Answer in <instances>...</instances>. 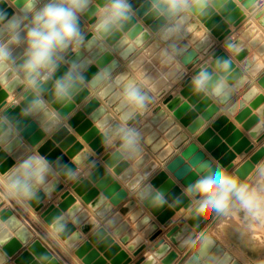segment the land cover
Masks as SVG:
<instances>
[{
	"label": "water",
	"instance_id": "95a60500",
	"mask_svg": "<svg viewBox=\"0 0 264 264\" xmlns=\"http://www.w3.org/2000/svg\"><path fill=\"white\" fill-rule=\"evenodd\" d=\"M243 5L250 9L253 7L257 0H240ZM99 3H103V0H98ZM130 3L135 10V13L142 17L144 22L149 25L150 30L154 33L159 31L162 21L155 19L153 16L147 14L148 1L146 0H130ZM198 21H200L207 30L218 40L223 41L230 34V23L234 26H238L245 18L246 14L244 11L237 7L234 0H213V5L209 10L203 15H194ZM89 25L94 23V17L90 14L84 17ZM256 18L259 22L264 25V8H262L257 14ZM192 17H189L185 22L182 29L183 35H190V41L184 42V38L180 35L178 40L172 42H166L169 44L174 43L180 50L181 54L177 57L181 58L185 66L191 65L196 61L198 52L197 50L204 51L207 55L210 50L215 46L212 40L205 36L202 29H198L197 22L191 21ZM82 29L84 32L87 30V26L82 22ZM246 31L242 34L243 38H253L251 44H262L259 51L264 52V34L259 32L258 27L252 22H247ZM131 29L129 32V37H139L138 42L146 41L151 37L149 31H144V26L137 23L136 16L134 15L129 23L125 26L124 30ZM90 38L91 33L86 34ZM199 42L196 49H192L190 43ZM106 42L110 45H114V50L119 52L122 51L120 57L127 60L131 54L135 51L133 46L128 47L127 40L122 38V32L114 33L110 36ZM231 45V48H229ZM224 46L228 51L234 55L235 59L242 62L243 66L250 69V73L256 76L264 68V64L256 63V57L250 55V50L248 47L244 46L242 39H237L232 41L227 39L224 42ZM106 48V47H105ZM82 56L84 57V52L82 50ZM91 58L97 59V66H106L107 71H114L121 64L114 59V56L107 51H100L97 48H93L90 53ZM213 60L211 63L203 62L199 67L195 68L192 76L187 77L183 84L182 90L176 95H170L164 99V104L166 107L174 113V116L178 118L181 123L188 126V130L193 126H197L198 129L204 124V118L212 117L217 111V104L213 103L212 98L205 94L194 93L191 86V79L202 67H208L210 70H215V65L217 60L228 59L231 64L230 71L228 73H219V75L226 76V82L239 79V87L248 82V79L242 75L240 69L236 68V62L230 58L227 52L222 48L215 50L212 53ZM75 59L73 55L71 57ZM65 69L62 68L57 75L62 74ZM218 72V70H216ZM98 69L94 66L89 65L87 71L85 72L86 80L92 81L97 75ZM214 74L215 73L214 71ZM136 82L134 78H130L127 71H122L117 81ZM102 82V79L98 81L93 87H97ZM258 83L264 87V74L258 79ZM140 86V85H139ZM51 85H46L43 89L45 93V98L51 100V95L49 92ZM142 91L144 89L140 86ZM22 90L19 88H2L0 87V110L1 115H6L9 121L14 125V127L20 131V134L28 140L32 145H36L43 137L45 130L40 126V123L30 117H25L21 113V108H23L27 101L21 102L19 106L13 102L11 105L6 106L7 98L9 92H12L13 96H16ZM113 91L111 86L105 87V89L100 93L103 97H109ZM150 98L151 102L148 104L151 106L155 100L152 96L145 92ZM90 94L88 88L84 89L75 98L74 107L76 102H81L85 97ZM24 95V93H22ZM257 98L254 105H262L259 109V113L264 115V96L259 94L258 89L253 87L249 90L245 98L254 97ZM232 96L231 92L227 91L226 96L218 97L219 101L225 104ZM215 97V96H214ZM29 99L31 96L29 95ZM120 98L119 94L113 95L108 103L113 105ZM194 106V109L191 107ZM57 110H61L60 105H54ZM74 107H64L62 110L69 113ZM242 107V102H237L229 111L232 114L237 113ZM119 113L122 109L120 104L115 108ZM93 114V119L100 117L106 113L105 109L100 106V102L96 98H92L83 108L81 112L76 113L70 124L73 127H77V131L83 135V138L91 143L92 148L97 154H101L104 151V137L98 136L99 130L97 127H93L92 120H86V113ZM127 111V110H126ZM155 116L152 119L154 122H161V128H170L171 131L168 134L174 137L175 140L173 145L180 147L184 142L188 140V136L182 133L177 125H174V121L168 117V114L160 106L154 109ZM199 113L203 115L198 117ZM250 110L246 109L241 112L237 119L243 121L245 117L249 116ZM123 115V114H122ZM140 114L135 113L134 118L130 119L127 123L131 125L135 119H137ZM112 121L110 126L114 129L120 124L117 121H113L112 116L107 114L102 123L107 124ZM258 123V118L256 116H251L244 124L243 127L250 130V135L256 139L257 143L264 139V135L259 137H254L252 132ZM8 123L0 120V173L5 174L13 166L14 159L8 157L7 150L16 148L21 145L18 138H13L14 134L8 129ZM136 128L140 137L144 139V142L151 147L154 153H158V159L160 161H165L172 153L171 148H164L165 141L160 139L157 132H153L149 136H146L151 130L150 125L139 126ZM196 131V132H197ZM216 131H219L216 134ZM191 133H196L192 132ZM68 135V129L65 127L59 128L57 132L53 135L52 140L58 141ZM13 139L9 146L3 149L2 144L6 143L7 140ZM223 139L225 142H223ZM198 142L202 143L205 149L211 153V155L218 160V162L226 169H232L234 167L233 160L237 157V154H242L243 152L250 153L255 144L252 143L243 133L236 128V126L229 122L226 115L219 116L216 121H214L210 127L206 128L197 136ZM75 138L69 136L62 143V147H65L74 143ZM233 146V150H229V146ZM194 146V149H193ZM53 147L52 141L45 142L40 148L39 152L46 155L51 151ZM83 148L82 144L76 143L74 147L65 155L62 156L59 150L52 151L47 158L50 161H56L59 158V165H54V168L60 171L61 177L65 182H60L58 179L50 176L48 178L47 184L42 190L37 189L36 195L27 200L28 204L36 211L40 212L41 217L44 219L45 223L49 225L58 236L62 238L69 247H74L75 244L82 238L80 232L76 231V225L83 223L82 229L88 231L89 227H92L96 222L90 218L88 211L83 210L81 204L76 203L75 196L71 194L70 190H65V185L70 184L71 188L76 194L82 197L83 201L90 204V207L98 209L104 203L106 197L111 198V203L113 205H119L128 195L126 190L122 189L117 181L111 174L107 173L106 169L100 162H96L92 166V172L88 177H80L74 180V176L71 178L65 175L67 169L75 170V164L69 163V155H74L78 153ZM26 148L24 146L20 147L18 154L22 153ZM189 149H193V155L198 157H204L210 159L205 152L199 149V146L195 143H189L184 148H182L177 156L170 160L166 164V168L174 174V177L186 187L188 184L192 183L196 178V174L190 171L191 165L188 160L184 159V153ZM124 152L119 148L110 153L107 152L103 155V160L110 167H115L114 171L121 174L127 167V162L122 161ZM264 156V147L258 148L251 155L250 159L252 162H259ZM130 157H139L137 165H144L149 163L145 171L150 169H155L158 167L156 162L152 161L148 154H145L141 147L138 148L136 153L130 155ZM84 158L86 163L90 164L94 160V156L90 155L87 151H83L79 156V161ZM211 160V159H210ZM187 161V162H186ZM60 165H65L66 167H61ZM134 175V170L128 169L121 178L126 182L131 179ZM140 178L135 177L128 182V186L131 189H135L139 184ZM96 183V186H93ZM150 185L155 186L156 189L160 190L165 194L166 203L163 206H157L152 203V197L143 196L142 193L149 191V186L144 187L138 193V198L143 202V205L148 208L151 213L157 217L158 221L162 223L165 227H168L172 220L170 218L174 215L176 210L181 208L189 209L193 206V201L182 191L179 184H176L175 180L170 178L165 170L158 172L154 178L150 181ZM100 190L103 191V195H100ZM53 193L54 196H60V201L58 205L51 203L47 207H44V200L46 194ZM26 200V199H25ZM1 201V200H0ZM168 203H171L170 207ZM72 207L69 211L68 209ZM112 209L110 204H106L98 212L100 217H104L108 210ZM63 211H68L67 215L74 217L72 223L68 222L67 217L62 216ZM133 211L129 220L140 219L136 228L141 229L145 227L143 235L150 236V241H155L159 236L163 234V229L159 228L156 223L152 222V218L149 215L144 214L143 208H139L138 204L134 200H129L122 208L120 212L115 213L110 217L105 225L113 230V233L120 237L123 244L127 245V249H123L119 242H115L111 235H108L104 227L99 228L89 239L84 242L80 247L75 250L76 256H78L84 264H131L133 262V256H138L145 248L146 245L142 244V237H136L135 230H128V222H122V215ZM213 215L207 218L197 216L193 210L191 216L186 219V223L176 224L171 227L167 232L166 236L177 245L179 250H184L189 242L195 237V232H191V227H195L196 231H201L203 227L210 221ZM59 229V230H57ZM128 230V231H127ZM205 235V234H204ZM203 235V236H204ZM210 241L207 247H205V240ZM187 242V243H186ZM27 243L26 248H22L23 244ZM96 245V248H93ZM154 254L148 258L143 256L139 257L135 264H157V259H161L160 264H172L179 256L176 249H173L171 244L165 241L164 238H160L154 243ZM100 252L104 254L101 256ZM132 255H130V253ZM12 258L13 264H62V262L54 255V253L44 244L42 240L35 237L32 230L19 218V216L11 208H2L0 210V264H5L7 257ZM230 257L229 264H241L234 256L228 252L222 245H220L211 235L205 236L202 244L196 249V252L192 254L184 264H216V261L223 257ZM108 260H111L109 263ZM204 261V262H203Z\"/></svg>",
	"mask_w": 264,
	"mask_h": 264
},
{
	"label": "clouds",
	"instance_id": "9594fccd",
	"mask_svg": "<svg viewBox=\"0 0 264 264\" xmlns=\"http://www.w3.org/2000/svg\"><path fill=\"white\" fill-rule=\"evenodd\" d=\"M148 5L147 14L162 21L158 31L160 40L172 42L179 39L188 18L205 14L213 0H148ZM90 13L94 23L89 29V38L82 29L81 18ZM134 15L130 0H103V3L98 0H0V87L21 89L24 95L19 100L14 98L17 106L27 101L21 113L37 120L44 130L55 128L62 117L68 115L62 110L64 107H74L81 91L108 78L105 69L91 82L86 80L85 72L91 60L82 56V50L105 51V41L114 33L122 32ZM180 54L181 50L174 43L160 52L166 62L175 61ZM73 55L75 59L71 58ZM62 68L65 70L57 75ZM230 68L226 58L216 61L217 74L215 70L202 67L191 79L194 93L226 96L227 78L219 73H228ZM49 84L51 100L45 98L43 91ZM150 102L151 98L138 84L131 81L124 84L120 107L127 111L121 116V125L114 129L104 123L97 125L104 142L118 140L124 153H136L140 133L127 122ZM54 105H60L61 110ZM0 120L10 123L6 115L0 116ZM190 131L196 132L197 126ZM252 134L254 137L264 135V118ZM193 149L184 153V159L197 178L183 191L192 199L195 214L207 218L213 214L229 217L243 213L245 218L264 222V160L255 164L250 180H241L237 173L219 162L193 155ZM54 165H59V158L50 161L35 151L14 162L12 168L0 176V186L13 196L30 200L50 176L57 175ZM65 175L71 178L74 172L67 169ZM149 189L142 195H150L154 205L163 206L167 202L165 194L155 186L149 185ZM209 243L206 239L205 247ZM229 261L230 257L226 256L216 264H229Z\"/></svg>",
	"mask_w": 264,
	"mask_h": 264
},
{
	"label": "crops",
	"instance_id": "0c3cea01",
	"mask_svg": "<svg viewBox=\"0 0 264 264\" xmlns=\"http://www.w3.org/2000/svg\"><path fill=\"white\" fill-rule=\"evenodd\" d=\"M148 1V0H146ZM237 4V7L241 8L244 13L246 14V18L238 25L234 26L233 24L230 23V34L227 36V38L223 41H218L209 30L206 29V27L196 19V17L193 15L192 20L194 22H197L198 24V29H202L205 33V36H208L211 40L212 43H215V46L210 50V52L206 55L204 51L197 50V46L199 45V42L196 41L195 43H190V46L192 49H196L198 52V56L195 62H193L189 66H185L181 60V58L176 57L174 63L175 64H180L182 66V71H173L171 75V79L167 80L166 78L168 77H162L161 73L165 71H168L169 68L166 67L165 60L161 56H157V54H150L144 56L143 53L146 52V49L156 40L159 41L161 46L163 48L168 47V43L160 40L158 36V32L154 33L150 30V27L148 24H146L143 20L142 17L138 16L135 13L137 23H140L144 26V31H149L151 33V37L142 42H138V36L134 38L129 37V32L131 29H126L122 31V38H125L127 40V46H133L135 48V51L131 54V56L127 59L124 60L122 57H120V54L122 51H115L114 45H110L105 41V47L108 52H110L113 56L114 59L120 62V66L115 69L114 71L108 72V78L107 79H102V82L97 86L93 87L90 86L88 87L90 94L85 97L81 102H76L75 107L68 113L66 117H62L61 122L52 129L45 130L44 137L36 144L32 145L30 142H28L27 139H25L21 134L20 131H18L14 125L10 122L8 123V129L11 130L14 134L13 138H18L21 142V145L12 148L10 150H7V146L10 145L13 139H9L6 141V143L2 144V148L7 150L8 157H12L14 159V162H18L19 160L27 157L28 155L32 154L35 151H39V148L47 141H52L53 147L51 151H49L45 156H48L52 151L54 150H59L61 152L62 156H65L73 147L76 143L82 144L83 148L81 151L78 153H74V155H69L68 160L69 163L75 164L76 168L73 171L74 172V180L79 179L80 177H88V175L92 172V166L96 162H100L104 168L106 169L107 173L111 174L114 178V181H117L121 188L126 190L128 192L127 197L119 204V205H113L111 203V198L106 197L104 203L99 207L98 209H94L90 207V204L86 203L83 201L82 197L79 196L74 192V190L71 188V183L65 185V190H70L71 194L75 196L76 203H79L82 205L83 210L88 211L89 216L91 219H93L96 224L92 227H89L88 231H85L82 229L83 223L80 225H76V231L80 232L82 235V238L75 244L74 247H69L52 228L47 225L44 221V219L41 217L40 212H36L27 202V200L16 197L11 195L3 186H0V210L2 208H11L14 210V212L19 216V218L32 230L34 233L35 237L39 238L44 242V244L54 253V255L62 262V264H84L82 260L76 256L75 250L80 247L84 242L88 241V239L101 227H104L108 233V235H111L114 238L115 242H119L122 246L123 249H127V245L123 244L120 240V237L116 236L113 233V230L108 228L105 225V222L112 217L115 213L120 212V209L122 206H124L129 200H134L137 202L139 208H143L144 214L149 215L152 218V222L156 223L159 228L163 229V234L159 236L155 241L151 242L150 241V236L143 235V231L145 230V227H142L141 229L136 228V225L138 224L140 219L136 220H129V217L132 215L133 211H130L128 213H125L122 215L123 221L122 222H128V230H135L136 232V237H142L143 243L146 245V248L138 255V256H133V262L131 264H135V261L143 256L145 258H148L150 256H153L154 254V243L159 240L160 238H164L165 241L169 242L172 246L173 249H176L179 253L178 258L172 263V264H184L186 260L196 252V249L202 244L205 236L211 235L220 245H222L228 252H230L236 260H238L241 264H260L264 263V222L261 221H253L251 219L245 218L243 213H238L235 216H229V217H217L215 214H213V217L210 219V221L203 227L201 231H196L195 227H191V232H195V237L189 242V244L186 246L184 250H179L177 245L174 244L167 236L166 232L173 227L176 224H181L182 222H185L187 218H189L193 212V206L190 207L189 209H185L184 207L181 208L180 210H176L174 215L170 218L172 220V223L168 226L165 227L162 223H160L155 217L151 211L146 208L143 205V202L138 198V193L140 190H142L144 187L150 185V181L154 176L160 172L161 170H165L169 177L174 179L176 184H179L182 188V191L184 190V186L174 177V174L170 172L166 168V164L172 160L175 156H177L182 148H184L186 145L189 143L195 142L198 146L199 149L202 150L207 154V156L213 160V162H218L217 159H215L210 152H208L204 145L197 140V136L204 131L206 128L210 127L211 124L217 120L219 116L226 115L229 119V122L233 123L237 129H239L245 137H247L252 143L255 144L254 149L246 154H237V157L233 160L234 167L231 169L234 173H237L239 178L241 180H250V178L253 177V169L256 163L252 162L250 157L255 152L258 148L264 147V139L257 143L256 139H254L250 135V130H247L243 127V124L251 117V116H256L258 118V122L260 119L264 118V115L259 113V109L261 108L262 105H254V102L257 98V95L254 97L250 98H245V96L248 94L249 90L253 87L258 89L259 94L264 96V87H262L258 83V79L264 74V68L260 73L256 76H253L250 73V69L247 67L243 66L242 62L238 61L235 59L234 55L231 54L228 49L224 46V42L227 39H230L232 41H235L237 39H242L244 42V46L248 47L250 50V55H254L256 57V63H262L264 64V52L259 51V48L261 47L262 44H251L253 38H243L242 34L246 31V23L247 22H252L254 25L258 27L259 32L264 34V25H262L259 20L256 18V14L264 8V0H257L256 3H254L253 7L248 9L243 5V2L240 0H234ZM135 12V10H134ZM82 22L84 25L87 26V30L85 31V34H87L91 27L89 25L88 21L82 17L81 18ZM184 38V42H189L190 41V35H183L182 32L181 34ZM222 48L225 52L228 53L230 58H232L236 62V68L240 69L242 72V75L248 79V82L245 83L244 85L240 86L238 85L239 79L229 81L227 82L228 86V92L232 93L231 98L223 104L222 102L219 101L218 97H214L212 95H209L213 103L217 104L218 106V111L209 119L204 118V124L198 129L196 133H191L188 130V126L184 125L181 123V121L174 116V113L170 111L166 105L164 104V99L167 98L170 95H176L182 90V84L184 80L192 76L193 71L195 68L199 67L203 62L211 63L213 60L212 53L219 49ZM84 52V57H88L91 60V66H94L98 69V72H102L107 68L106 66H97V59L91 58L90 53L87 51ZM139 55V56H138ZM152 55V56H151ZM154 56V57H153ZM147 57V58H145ZM152 57V58H150ZM209 57V58H208ZM212 57V58H211ZM157 58V59H156ZM211 58V59H210ZM140 59V61H139ZM150 59V60H149ZM154 61H152V60ZM136 61V63H135ZM138 61V62H137ZM151 63H150V62ZM156 62V63H155ZM159 63V64H158ZM165 65L163 68L162 66ZM135 64V65H134ZM155 64V65H153ZM141 66V67H140ZM139 67V68H138ZM158 67V68H157ZM161 68V69H160ZM168 70H167V69ZM153 69V70H152ZM127 71L128 75L130 78H134L137 82L138 85L142 86L144 89V92L149 93L152 98L155 100V102L142 110L136 112L137 114H140V116L135 119V121L129 125L131 127H135L136 125L139 126H145V125H150V132L146 135L149 136L153 132H157L159 136V140L162 139L165 141V147L164 148H171L173 153L165 160V161H160L158 159V153H154L151 150V147L147 145L144 142V139L140 137L139 141V147L142 148L143 152L145 154H148L151 158L152 161L156 162L158 164V167L155 169H150L148 171H145L146 167L150 163H146L144 165H137V162L139 160V157H130L131 154L124 153L123 154V159L122 161L127 162V167L122 171L121 174H118L114 171L115 167H110L106 162L103 160V155L107 152H114L115 150H119V141L114 140L111 143H103L104 146V151L101 154H97L96 151L92 148L91 143L87 142L84 138L83 135H81L77 131V127H73L70 124V121L72 117L82 111V108L92 99L96 98L100 102V106L103 107L106 111V113L100 117H96V119H93V113H86V120H92L93 127H97L99 123H102V120L104 117L109 114L112 116L113 121H117L120 125L122 123L121 116L123 112H125L127 109L122 110L121 112H117L115 108L120 104V98L119 100L114 103L113 105L108 103V100L115 94H119L122 91V88L124 84L128 83V80L125 81H117L118 76L122 71ZM163 70V71H162ZM161 73H160V72ZM159 72V73H158ZM148 73V74H147ZM162 73V74H163ZM215 73L217 71L215 70ZM139 74V75H138ZM142 75V76H141ZM145 76V77H144ZM159 76V77H158ZM164 76V75H163ZM146 78V79H145ZM148 78V79H147ZM160 78V79H159ZM145 79V80H144ZM158 79V80H157ZM145 82H144V81ZM157 80V81H156ZM89 81V80H87ZM155 83H154V82ZM91 82V81H89ZM150 82V83H149ZM146 83V85H145ZM152 83V84H151ZM148 86H150L151 89H149ZM111 86L113 88V91L109 97H103L100 95V93L105 89V87ZM156 87V91L152 89V87ZM161 89V90H160ZM160 91V92H159ZM155 92V93H154ZM22 91L18 93L16 96L12 95V92H9V96L7 98V104L6 106L11 105L15 100H19L20 97L22 96ZM237 102H242V107L237 111V113L232 114L230 113V109L237 103ZM16 104V103H15ZM160 106L163 110L166 111L168 114V117L171 118L174 121V125H177L182 133H185L188 136V140L184 142L180 147H176L173 145V142L175 140L174 137L169 136L168 134L171 131L170 128H161L162 123L161 122H154L152 119L155 116L154 109ZM194 109V106L191 107ZM246 109L250 110L249 116L247 115L243 121H239L237 119V116L245 111ZM59 111V110H58ZM0 115H1V110H0ZM203 113H199L198 117L201 118ZM134 118V117H132ZM112 124V121L110 123L105 124L108 128H110ZM258 124V123H257ZM256 124V126H257ZM41 126V124H40ZM65 127L68 129V135L58 141L52 140L53 135L57 132L59 128ZM98 128V127H97ZM99 130V129H98ZM19 133L17 135L16 133ZM219 131H216V134H218ZM73 136L75 138V142L66 146L62 147V143L66 140L67 137ZM98 136H103L101 131L99 130ZM223 142L224 139H223ZM24 146L26 149L18 154V150L20 147ZM229 150H233V146H229ZM83 151H87L90 155L94 156V160L90 163H86V159L82 158L79 161V156ZM264 160V156L260 161ZM259 161V162H260ZM187 162V161H186ZM220 164V163H219ZM221 165V164H220ZM12 168V167H11ZM10 168V169H11ZM128 169L134 170V175L131 179H128V181H124L121 176L124 174ZM9 171V170H8ZM7 171V172H8ZM244 172L245 174L242 176L241 172ZM57 175L52 176L53 178L58 179L60 182H65V180L61 177L60 171L56 170ZM0 176H3L0 173ZM135 177H139L140 181L138 186L135 189H131L128 186V182L134 179ZM47 184V183H46ZM45 184V185H46ZM44 185V186H45ZM43 187L38 188L39 190H42ZM93 186H96V183H93ZM184 192V191H183ZM100 195H103V191L100 190ZM60 201V196H54L53 193H48L46 194V198L43 201L44 202V207H47L49 204L54 203L58 205V202ZM106 204H110L112 206V209L108 210V212L105 214L104 217H100L98 212L101 208H103ZM171 203H168V206L170 207ZM70 207L68 211L71 209ZM68 211H63L62 216L67 217L68 222L72 223L74 221V218H76L78 215H74V217L68 216L67 212ZM177 216V217H176ZM222 219V220H221ZM225 221V222H224ZM220 222V223H219ZM223 222V223H222ZM186 223V222H185ZM216 226V227H215ZM127 230V231H128ZM215 233V234H214ZM205 234V235H204ZM219 234V236L217 235ZM57 235V236H56ZM204 235V236H203ZM222 235V237H221ZM60 240H58V238ZM224 237V238H223ZM228 238V239H227ZM63 241L62 243H60ZM226 241V243H225ZM228 244V245H227ZM23 249L26 248L27 243H24L22 245ZM93 248H96V245H93ZM153 250L152 254H146L149 250ZM257 251V256L253 257L255 259H252L251 253ZM130 255H132L131 252H129ZM104 253L100 252V255L102 256ZM256 254V252L254 253ZM243 255V256H241ZM8 259L5 264H13L12 258L6 256ZM245 258H248L249 260L246 261ZM111 260H108L107 262L109 263ZM161 259H157V264H160ZM204 262V261H203Z\"/></svg>",
	"mask_w": 264,
	"mask_h": 264
},
{
	"label": "bare ground",
	"instance_id": "6f19581e",
	"mask_svg": "<svg viewBox=\"0 0 264 264\" xmlns=\"http://www.w3.org/2000/svg\"><path fill=\"white\" fill-rule=\"evenodd\" d=\"M161 49H163V47L161 46V44L159 43V41H155V42H153L147 49H146V52L145 53H143L144 54V56H148V55H150V54H152V55H154V54H157V56L159 55V56H161L160 55V52H161ZM151 55V56H152ZM139 56V55H138ZM158 56V57H159ZM154 57V56H153ZM145 58H147V57H145ZM150 58H152V57H150ZM209 58V57H208ZM212 58V57H211ZM210 58V59H211ZM148 59V58H147ZM157 59V58H156ZM150 60V59H149ZM152 60V59H151ZM139 61H140V59H139ZM152 61H154V60H152ZM151 61V62H152ZM138 62V61H137ZM150 62V61H149ZM150 62V63H151ZM135 63H136V61H135ZM156 63V62H155ZM164 63H166V61L164 62ZM164 63H163V65H164ZM159 64V63H158ZM135 65V64H134ZM153 65H155V64H153ZM179 65V66H178ZM141 67V66H140ZM163 68L165 67V65L164 66H162ZM166 67H168L169 68V70L168 71H166V73H165V71H164V73L162 74L160 71V73H161V76L162 77H168V78H166L167 80H169V78L171 77V75H172V72L173 71H182V66L180 65V64H175L174 63V61H172V62H167V64H166ZM139 68V67H138ZM158 68V67H157ZM161 69V68H160ZM153 70V69H152ZM163 71V70H162ZM158 72V73H159ZM148 74V73H147ZM139 75V74H138ZM164 75V76H163ZM142 76V75H141ZM145 77V76H144ZM159 77V76H158ZM146 79V78H145ZM144 79V80H145ZM148 79V78H147ZM160 79V78H159ZM171 79V78H170ZM143 80V81H144ZM158 80V79H157ZM156 80V81H157ZM170 81V80H169ZM145 82V81H144ZM154 82V81H153ZM150 83V82H149ZM155 83V82H154ZM152 84V83H151ZM145 85H146V83H145ZM147 87L149 88V89H151L150 88V86H148L147 85ZM152 89L154 90V91H156V87L154 86V87H152ZM161 90V89H160ZM160 92V91H159ZM155 93V92H154ZM245 173L242 171L241 172V175L243 176ZM3 175V174H2ZM0 200H1V198H0ZM177 217V216H176ZM222 220V219H221ZM225 222V221H224ZM220 223V222H219ZM223 223V222H222ZM216 227V226H215ZM53 230V229H52ZM55 232V231H54ZM57 233V232H56ZM58 234V233H57ZM215 234V233H214ZM218 236H219V234H217ZM57 236V235H56ZM221 237H222V235H221ZM58 238V237H57ZM224 238V237H223ZM62 239V238H61ZM228 239V238H227ZM58 240H60L59 238H58ZM63 240V239H62ZM64 241V240H63ZM63 241H61L60 243H62ZM65 242V241H64ZM66 243V242H65ZM225 243H226V241H225ZM228 245V244H227ZM153 253V250H149L148 252H146V254H152Z\"/></svg>",
	"mask_w": 264,
	"mask_h": 264
},
{
	"label": "rangeland",
	"instance_id": "374dc122",
	"mask_svg": "<svg viewBox=\"0 0 264 264\" xmlns=\"http://www.w3.org/2000/svg\"><path fill=\"white\" fill-rule=\"evenodd\" d=\"M257 251H258V250L255 251L256 254H254L255 252H254V253H253V252L251 253V256H252L251 258H252V259H255V258H253V257H256V256L258 255V254H257ZM241 256H243V255H241ZM245 260L248 261L249 259H248V258H245ZM260 264H264V263H260Z\"/></svg>",
	"mask_w": 264,
	"mask_h": 264
}]
</instances>
